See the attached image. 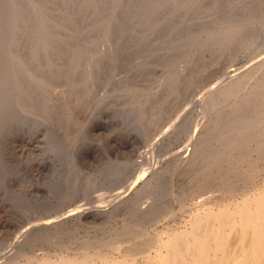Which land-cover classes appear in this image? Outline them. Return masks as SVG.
<instances>
[{
	"label": "bare ground",
	"instance_id": "1",
	"mask_svg": "<svg viewBox=\"0 0 264 264\" xmlns=\"http://www.w3.org/2000/svg\"><path fill=\"white\" fill-rule=\"evenodd\" d=\"M0 1H2L1 4L4 3L5 5L6 1L11 3L8 8L3 7V9L6 8V10H3L2 8L0 9V26H4L5 24L13 26V29L10 30L9 35H7L8 39L13 38V40L11 39L13 43L9 40L10 43L8 42L7 45H11L8 46L9 49L6 51L8 52V55L4 56V59L6 57L4 69L10 79L8 82L6 80L7 86L5 87L3 86L5 82H2L3 84H1L0 81V94L2 93L3 95V93L6 92H8V94L11 93V96L14 94L16 96L15 98L21 99L24 105L26 101L30 99V94H32V96L37 95V97H35L37 100L36 106L39 107V110L52 117H60L63 122L59 124L62 127L64 125L69 127L72 126L79 118L78 121L86 120V118L93 115L95 109L101 104L107 106L109 105V101H114L115 98L113 97L116 95L120 97L123 94L122 98L126 101L123 100L121 103L124 105L134 102V104H139V106H141V104L144 103L143 101H141L142 103H135V99H132L133 94L129 95L127 94V91L129 93L133 90V87L140 86V84H142L140 81L146 82L144 79V69L149 64L152 65L151 63L155 61L158 62L161 57H164L161 55V53L163 54V51H161V43L163 41L169 43L172 41V38L175 37L172 36V38H169L172 35L170 34L171 32L168 31L169 27L164 28V31H162L159 26H183L184 30L182 31H184L183 34L186 35V31L189 33L196 30L193 26H199V28L200 26L229 27L233 23L230 17L233 16H236L235 21L239 23L237 26H246L243 20L248 24V17L252 18V15L255 16L254 14L257 13L258 20H261V23H264L263 0H132L133 2H130L132 5H129L131 7V9L129 8L130 12L132 11L131 15L136 14H134V9L138 8L137 10L140 11L143 9V12H137H140V14L145 13V18L148 14L150 23L146 22L142 17L143 20L141 19L138 22L137 19V23L134 25V22L136 21H133L132 19L133 23L131 24L134 25V27L136 26V28L137 26L141 27L140 30L135 32L130 29L129 32L126 30L127 33H122L121 31L123 28H130V25L126 24L128 15L122 17L119 23L114 25L115 30L112 29L111 31V37H109L111 41H109L110 43L107 42L109 47L107 51H105L101 50L98 45L97 48L96 45H94L96 43L91 42L86 36H89L92 33H97V27L102 24L105 25V22L110 23V16L117 10L120 11L123 9L128 3L126 0H70V6H75L77 3L80 4L81 2L83 7L88 8L94 3L97 6L96 9L99 10V13L95 14V16H88L89 18L88 20L86 19L87 21L80 20L81 22H72L73 26L74 24L80 26L79 24L85 22L83 25L81 24L82 27H72V25H70L71 22H67L69 23V26L65 25L63 28L60 27L62 28L60 32L55 31V33H59L60 41H58V38L56 39L57 41H50L48 37L45 39V31L39 30L33 33L29 30V32H31L30 35L32 33L33 35L28 37V41L25 40L23 42L17 41V37L19 39L18 33L21 31V27H25L28 22L24 16L17 13H21L22 10L20 8L18 10V7L21 4H27L26 0ZM28 1L30 2V0ZM125 1L127 3L124 5ZM44 2L46 4L45 0ZM49 2L53 3V0L52 2L49 0L46 6ZM4 4L1 6H4ZM45 4L43 5L45 6ZM35 6L37 7V5ZM48 7L49 6L46 7L47 12H45L46 8L40 7L44 10H42L43 13H38L40 14L39 16L34 14V17L31 19L29 18L28 21L32 25L33 23L36 24V27L40 20L42 21L41 23L46 26L52 25L54 20L51 21V17L53 16V19L55 18V15H52V13L56 7L51 4V8H49V10L51 9L50 13ZM128 7L126 8L128 9ZM60 8L62 9L63 6ZM94 8H92L93 11ZM28 9L26 8L25 11L26 14L30 15ZM80 9L83 11L85 10L83 8ZM129 9L127 11H129ZM250 9L252 11H250ZM34 10V12H36V9ZM38 10L39 11L37 12L41 11V9ZM106 10H108V12L105 14L104 11ZM88 11H90V9ZM120 12L122 13V11ZM200 12H203L205 16L204 18L202 16L203 14L201 15ZM6 13L9 14L8 16L10 19L7 17V19L3 21V17L6 16ZM66 13L69 14L71 12ZM84 13L81 18L86 17L84 16ZM90 13H92V10ZM61 18L63 19V17ZM254 18L255 17H253V19ZM229 21H232L230 25H228L230 23ZM252 21L254 22V20ZM51 22L53 23L51 24ZM56 23L58 22L55 21L54 24ZM252 23L251 25H253ZM27 26H29V24ZM116 26H119L120 28L118 29ZM145 26L149 28L150 26H156V28L151 27L149 31ZM249 27L254 28V26ZM4 28L6 30V26H4ZM26 28L28 29V27ZM246 28L248 29V27H245V29ZM256 28L259 29L258 27ZM263 28L264 27L262 26V31ZM43 29L46 30L45 28ZM125 29L123 31H125ZM157 30L161 31L156 34L155 32H157ZM214 30L215 29H213V31ZM1 31L0 37L3 36ZM242 31L243 30H239V34ZM220 32L223 33H220L222 36L226 35H224L223 31ZM26 33L29 35L27 30ZM152 33L157 36L155 37L153 35L154 38H152ZM245 33H247V31ZM245 33L242 32L241 34L243 37H240L241 39L243 38V42L246 37ZM249 33L253 32H248V34ZM183 34L181 35L183 36ZM217 34L220 35L219 33ZM23 35L26 36V34ZM51 36H49V38ZM213 36L210 37L213 38ZM238 37H234L233 34L231 39L233 38L232 40H235L234 38ZM253 37L255 38L252 39H256V37L258 38L257 35ZM3 39L5 40V36ZM193 39L196 38L193 37L192 40ZM221 40L219 39L220 42ZM5 42L7 41L5 40ZM99 42L100 41H97V44ZM196 42L198 41L196 40ZM252 44L255 48L256 45H259L258 43L254 45L255 42ZM252 44L250 43L251 46ZM175 45H178L183 49L181 46L185 45V43L181 40H177ZM5 46L3 51L8 48L7 46V48H5ZM164 46L166 45L164 44ZM261 46L262 45L260 44V47ZM225 47L221 46L219 43L216 48L215 46L208 47V50L205 48L199 53L200 55H198L199 62L202 66L203 64L205 65V63H202L201 61V59H205L202 58V53L209 51V54L212 55L211 62L213 65L215 63L221 64L219 67H222V65L224 66L225 64L227 65L228 60L226 61L225 56L229 54L230 51L233 54L232 51H237V47L235 50L230 48L229 51H224L223 48ZM102 49H105L103 45ZM189 49L188 53L190 51ZM54 51L55 53L53 54ZM192 52L189 54L187 53L188 55L186 54L188 60L191 54H196ZM4 53L5 52H3V54ZM43 57H51L47 58L51 59V64L47 65L48 60H45ZM167 59L168 58H166V60ZM169 62L166 61V63ZM191 62V65L195 63L194 61ZM0 63L2 62L0 61ZM201 64H199V66ZM196 66L198 65H195L194 67ZM196 68H191L194 73L195 71H199L198 68L200 67ZM181 73L182 72L179 74ZM179 74L176 75L180 76ZM191 76L193 77V75ZM196 76L199 75L197 74ZM204 76L206 77V73ZM186 77L184 78L185 80ZM192 77L190 78L193 79ZM228 78V80L225 79L224 83H221V78V82H213L214 84L210 85V87L207 86L208 84L206 85L207 88H205L201 96L202 102H205V104L207 103L208 108L210 107L209 109L214 111L212 115L216 114L217 116H215L214 119L209 118L201 125L198 124L194 133L185 144H182L178 149H175V151L171 149L172 153H169L165 159V162L167 161L169 163L168 168H165V170H169L168 172L166 171L165 173L162 165L157 164L155 166V164H152V166L148 167L149 171H144L145 173L140 174V178L138 177L136 180L134 179V182L132 181L133 183L129 182L128 184H120V181H116L109 186L108 184L103 183L99 188L95 187V189H92L91 194L84 190L86 193L78 195V199H74L72 203L68 204L66 207L65 203H61L64 206L62 209L59 205L58 207L60 210H56V208V211L53 213L48 212V215L42 220L36 219L34 221L37 222H34L31 225L27 224L28 226L21 224L22 226L20 227L17 225L18 227L15 228L18 231L14 230L17 231V234L15 235V238H11L12 244L10 250L0 252V264H264V55L260 60L255 62V64H251L244 69L235 68L234 74H230V77ZM0 80L3 81L1 78ZM180 81L181 80L177 78V83ZM192 82L194 83V81ZM132 83H134V85H131ZM147 84L148 83L146 82L144 86ZM199 85L200 84H198V86ZM248 86H250L249 94L245 96L243 91L247 90L246 87ZM158 87L160 90L157 96H153L150 104L152 107L150 109L147 108L143 113L146 118H150V115L154 113L152 111L154 110V107L156 109L157 106L160 107L162 104H168L166 101L170 102L172 96L177 95L180 97V94L177 92V85L170 86L169 88L163 87L162 89L161 85H158ZM196 87L194 89H196ZM137 90H140V88ZM167 90L171 91L169 96H167ZM190 92H192V90H190ZM245 92L247 94V91ZM8 96L7 98L10 97ZM7 98H3V100H6ZM12 98L13 97H11V100L10 98L9 100L7 99L4 103L7 104V102L10 101L12 105H14V102L16 101ZM148 98L149 97L146 99ZM140 99L141 98L137 100L140 101ZM146 99L144 98L143 100ZM12 100L14 102H12ZM4 103L2 102L3 105ZM19 103L20 101L18 102V106L16 105L17 108L20 105ZM146 103H144V105ZM3 105L0 107L4 108ZM12 105L9 106L12 107ZM32 105L29 107H32ZM9 106L5 107V111H10ZM13 108L16 110L15 107ZM15 110L14 112L16 113ZM37 110L38 109L35 111ZM162 113L163 112H161V114ZM212 115L210 114L209 117ZM42 118H45V116ZM225 129L230 131L229 141L220 150L216 149L213 152L214 154H210L207 151L206 145L210 134L223 132ZM120 134H122V130L120 131ZM167 136L169 138L171 134ZM123 138L124 137H122L120 142H126ZM162 140H164V138ZM167 140L168 139H166V142ZM119 147L120 151L123 147L126 148L123 143ZM234 157H236L235 160H233ZM166 174L171 175V180L169 182H172L173 184L172 187L171 185L169 187L174 191L176 189L175 187H177L174 185L177 182L175 177H181L182 179L184 178L182 176H185L186 178L189 177L192 182V184L189 183L191 186L185 184L183 186L180 184L181 191L179 190L180 192L174 196L176 197L175 202L177 206L173 205L172 202H167L172 194L168 196L171 192L166 189L169 191V193H166V195L168 194L167 201H165L166 199L163 197L158 202H156L157 200L154 202L152 201L151 203L153 204L146 209L142 207L141 209L137 208L138 212L131 217H136V220L132 221L130 219V223L123 222L122 230L115 231V233L117 232V237H121L122 239L119 238L117 241H109V237L107 239L108 241L105 240L107 233L106 231L102 232L104 226L106 228L105 230H107L108 228L106 226L112 221L111 219L120 216L121 213L122 216L120 217L122 218L124 216L123 212L128 210L129 207L131 208V205L128 206L130 202H140L141 199L145 200V197L152 196L157 190L164 189V184L162 182ZM166 178L164 181H167ZM186 178L185 180H187ZM73 187H75V183ZM103 188L104 190H101ZM186 188L188 189L187 192H185ZM85 189L88 190L87 187ZM172 193L174 194L175 192ZM85 194L86 196L90 194L89 198L93 196L92 194H96L94 196H97V199L83 201L80 197L85 196ZM109 197H111V199ZM148 199L146 200L148 201ZM63 200L65 201V199ZM140 206L143 205L140 204ZM129 211H131V209H129ZM102 221H104V225L101 224ZM6 223L8 222L6 221ZM30 223H32V221ZM95 223H100L102 226L100 225L98 232L83 237L84 239L77 238L76 236L74 239H71L72 236H67L68 239H71L68 240V242H63L62 240L57 239L62 233H64L62 235L65 236L71 227H76V230H79L80 228H85V226L90 228L93 226L92 224ZM98 225L99 224H97V226ZM1 227L2 223H0V231L2 230ZM11 228L12 229L10 230H8L9 228L6 230L13 231V229H15L13 227ZM87 228L85 232L83 231L85 234L88 232L87 230L89 228ZM109 230H111V228ZM70 231H72V229L69 230V232ZM72 232H74V230ZM2 233L4 232L2 231ZM110 233L112 232L110 231ZM113 238L116 239L114 236ZM38 239H44L48 242L53 241L55 242V245H53L55 247L53 250L47 248L46 250L43 247L36 248L33 244ZM81 239L82 242L79 243ZM9 243L10 242H8V244ZM4 244L5 243H3V245ZM27 244L32 245V249L25 252L24 249ZM48 246L50 247V244H48Z\"/></svg>",
	"mask_w": 264,
	"mask_h": 264
},
{
	"label": "rangeland",
	"instance_id": "2",
	"mask_svg": "<svg viewBox=\"0 0 264 264\" xmlns=\"http://www.w3.org/2000/svg\"><path fill=\"white\" fill-rule=\"evenodd\" d=\"M10 1H13V0H10ZM38 1L39 0H32V2L34 3L33 4L31 2V0H30V2L28 0H26L27 4H24V5L21 4L23 6L19 5V7H18V10L20 8L22 11H21V13L19 12L17 14L24 16V18H26V20L29 24V26H27L28 24H26L25 27H23V26L21 27V31L19 32L20 34L18 33L19 39L17 37V41H19V42L20 41L23 42L25 40L28 41V37H31L34 32H37L39 30L45 31V33H44L46 35V36L44 35L45 39H47V37H48V39H50V41H53V40L57 41L56 39L58 38V41H60L59 40L60 35H59V33H55V31L60 32V30L63 28V26L64 27H65V25L67 26L70 22H71L70 25H72V27H74V26L75 27H82L81 24L83 25V23H85V22L79 24L80 26H78V24H77V26L75 24L73 26L72 22H81L80 20L85 21L86 19L88 20V18H89L88 16H90V17L92 15L95 16V14L99 13V10L96 9L97 6L94 3H92V5L90 7L86 8V7H83L81 2H80V4L77 3L75 6H70L71 5L70 0L69 1L53 0V3L49 2L47 6H49L48 7V10H49V8H51V4L55 5L56 8H54V12L52 13V15H55L54 16L55 18L53 19V16H52L51 21L54 20V23H55V21L58 23L54 24L53 22H51V24L53 23L52 24L53 26L55 25L54 27L52 25L46 26L45 24L41 23L42 21L40 20V21H38V24H37L38 26L36 27L35 26L36 24L33 23V25H32L28 21V19L29 18L31 19L32 17H34V14H36L37 16L40 15L38 13L42 14L44 11L42 8L47 7L46 4L49 0H45L46 4H45L44 0L39 1V2ZM50 1L52 2V0H50ZM126 1H128V3ZM126 1H125L124 5L126 3H127V5H125V7L120 10V11H122V13L119 10H117L114 14L110 13V14H112L110 16V18H111L110 21L114 22V23L105 22V25L102 24L101 26L97 27V29H96L97 33H92L89 36H86V37H88L87 39H90L91 42L96 43L94 45H96L97 48L99 46L101 50L107 51V49L109 47V44H107V42L110 43L109 41H111L109 39V37H111V35H110L111 31H112V29L115 28L114 25H117V23H119L120 19L124 16L126 17L128 15V19L126 21V24L127 25L129 24L130 28H127V29L123 28V30L125 29V31L122 30L121 31L122 33H127V31L129 32L130 29H131V31H135V32L140 30L141 27L137 26V28H136V26L134 27V25L137 23V21L139 22V20H141L142 17L146 20V22L150 23V18H149L148 14H147L146 18L144 16L145 13L140 14V12H143L142 11L143 9H141V11L137 10L138 8L134 9V10L132 9L134 11V14L135 13L136 14L131 15L132 11L130 12L131 7L129 5H132L130 2H133V1L132 0H126ZM1 2L2 1H0V9L1 8L3 9V7L8 8L9 4H11L9 1L8 2L6 1V5L4 3H2V4H4V6H1L2 5ZM42 2H44V3H42ZM39 4H41V5H39ZM43 4H45V6ZM262 4H264V2ZM31 5H33V6H31ZM35 5H37V7ZM59 6L60 7L63 6V8L61 9ZM67 6H68V8H67ZM262 6H264V5H262ZM10 7H11V5H10ZM33 7H34V9H36V12H34L35 10L33 9ZM40 7H42V8H40ZM126 7H128V9L130 8L129 11H127L128 9ZM153 7H154V5H153ZM26 8L27 9L29 8L28 11L30 12V15L26 14V11H25ZM37 8L41 9V11L42 10L43 11L37 12V11H39ZM80 8L85 9L84 11L86 14ZM92 8H94L95 12L93 11ZM57 9H59V10H57ZM89 9H90V11H88ZM3 10H6V8ZM75 10H77V11H75ZM91 10H92V13H90ZM50 11H51V9L49 10V13H50ZM78 11L82 15L79 14ZM87 11L89 12V14ZM137 11H140V12H137ZM250 11H252V10L250 9ZM45 12H47V8H46ZM66 12H71L73 14H71V13L67 14ZM106 12H108V10L104 11L105 14H106ZM64 13H66V14H64ZM83 13H84V16H86V17L81 18V16H83ZM125 13H126V15H125ZM200 13H201V15L203 14V12H200ZM25 14L28 16H26ZM139 14H140V16H139ZM8 15L9 14L6 13V16L3 17V21H5V19H7V17H8V19H10ZM234 15H236V14H234ZM254 15L255 16L252 15V18L248 17V20H247L248 24L246 23L245 20H243L246 26H237L239 23H237L235 21L236 16L235 17L233 16L230 18L233 21V23L234 22H236V23L231 24L232 21H229L230 23L228 25L231 24L232 25V26L230 25L231 27L230 26L229 27H227V26H200V28H199V26H193L194 29H196V30L195 31L189 30V31H192L189 33H188V31H186L185 32L186 35H184L183 34L184 31H182V30H184L183 26H159L162 29V31H164V28L169 27L168 31H170L171 32L170 34H172L171 37H169V38H172V36H175V37L172 38V41H170L171 43L170 42L165 43L164 41L161 43V51H163V54L161 53V55L164 57H161V59H159V61L157 60L158 62L155 61V62L151 63L152 65L149 64L144 69V73H145L144 79L148 84L146 86H144L146 82L140 81V83H142V84H140V86L142 88L140 86H135V87H133V90H131V92L128 93V91H127V94H129V95L133 94L132 99H135V103H138V102L142 103L141 101L146 103L148 101L145 105L143 103V104H141V106H139V104H134V102H130L128 105H124L121 103L124 100L122 98L123 94L120 97H118L116 95L113 97V98H115L114 101H109V105H107V106H103V104H101L97 109H95V112L93 113V115L86 118V120L78 121L80 119L79 118L76 121V123L73 124L72 126L69 127V126L64 125L62 127L59 124V123L63 122L60 117H57V116L52 117L51 115H49V114L47 115L44 112L42 113V111L39 110V107L36 106L37 100L35 97H37V95L32 96V94H30L29 95L30 99H28V101H26L25 105H24L23 101L18 98L20 101V103H19L20 105L17 108L16 105L18 106L19 101L17 98H15L16 96L14 94H12V96H11V93H9L10 94L9 95L8 92L3 93V95L1 93L0 96L1 95L2 96L0 97V106L3 105L2 102L3 103L6 102L7 99L9 100V98H10V100H11V97H13L12 99L15 100L16 102H14L12 100V102H14V105H12V103L10 101H8L7 102L8 105L6 103H4V105H3L4 108L0 107V114H1L0 115V223H2V227H1L2 230L0 231V233H1L0 234V244L2 246L0 245V252H3V251L5 252V251L10 250L11 244H12L11 241L13 238H15V235L17 234L18 230L16 228L18 226H20V227L22 225L28 226V225L33 224L34 222H37V221H34L36 219H39V220L44 219V217L46 215H48V212L53 213L56 210H60V208L62 209L64 207L62 205L63 203L66 204V205L64 204L66 207L68 204L72 203V201L74 199H76V198L78 199V197H79L78 195H83L86 192L87 193L90 192V194H91L92 189H95V187L99 188V186L103 183L108 184V186H109L110 184H114V182H116V181L117 182L120 181L121 182L120 184H122V183L128 184L129 182H132V181L134 182L138 177L140 178V176H141L140 174H143V173L149 171L148 167L152 166V164L153 165L155 164V166L157 164L162 165V167H164L165 173H166V171L168 172L169 171L168 169L165 170V168L166 167L168 168V165H169V163L167 161L165 162L166 156H168L169 153H172V150L175 151V149H178L182 144H185L190 139V136L194 133V130L198 124L201 125V124L205 123V121H207L209 118L214 119L215 116H217L216 114L212 115V113L214 111L209 109L210 107L208 108L207 103L205 104V102H202L201 96H202L205 88H207V86L210 87V85H213L214 83L221 82V78H222L221 83H224L225 79L230 77V74L231 75L234 74L235 68L244 69L251 64H255V62H257L258 60H260V58L263 57V55H264V40H263L264 28L262 31V26L264 27V23H261V20H258V18H257L258 13L254 14ZM60 16L63 17V19ZM129 16H130V18H129ZM202 16H203V18L205 17L204 14ZM74 17H76V18H74ZM253 17H255L256 19L255 18L253 19ZM132 19H133V21L134 20L136 21L138 19L136 22H134V25L131 24V23H133ZM252 20H254V22H256V23H254ZM61 22H62V24H61ZM67 22H69V23H67ZM63 23H64V25H63ZM251 23L253 25H251ZM4 26H6V30H5ZM4 26H0V29L3 27L1 29L2 31L0 30L3 33V36L0 37V54L2 53L0 55V57H1L0 61L2 62V63H0V74H2V75H0V78L3 79V81L2 80H0V81H1V84H3L2 82H5V84L3 85L5 87V86H7L6 83L8 82V80L10 78H8L6 70L4 69L5 64H6V57L4 59V56L8 55L7 54L8 52H6V51L9 49L8 46L11 45V44L7 45V43L9 42V40H10V42L13 40V38H11L12 39L11 40V39H8V37H7V35H9V33H10V30L13 29V26H8V24H5ZM249 26H254V28L249 27ZM26 27H28V29ZM38 27H41L42 29L45 28L46 30H44V29L42 30L41 28H38ZM60 27H62V28H60ZM116 27L118 29L120 28L119 26H116ZM126 27H128V26H126ZM151 27L156 28V26H150V28ZM243 27H244V29H243ZM245 27H248V29H250V30H248L247 28L245 29ZM256 27H258L259 29H257ZM145 28H147V30L150 31L149 27L145 26ZM225 28H227L228 30ZM229 28L230 29L232 28L231 29L232 31ZM56 29L59 31H57ZM213 29H215V30L213 31ZM260 29H261V31H260ZM26 30H27L29 35L31 33V32H29V30L32 31L33 33L29 36V35H27ZM235 30H236V33H235ZM239 30H243L242 31L243 33H245L247 31V33H245L246 37L244 38L245 39L244 42L242 40L243 38L242 39L240 38L243 36L241 34L242 32L239 34ZM252 30H254V31H252ZM159 31H161V30H159ZM159 31L157 30V32H155V33L158 34ZM220 31H223L224 35L225 34L226 35L222 36L220 34L222 32H220ZM258 31H259V33H258ZM178 32H180V33H178ZM248 32H253L254 34L253 33L248 34ZM48 33H49V36L52 35L51 36L52 38L51 37L49 38ZM217 33H219L220 35H218ZM228 33H230V34H228ZM256 33H258L260 35V37ZM23 34H26V36ZM156 34L152 33L151 34L152 38H154V36L156 37L157 36ZM178 34H180V35H178ZM181 34H183L184 37ZM233 34H234V37L239 36L238 38L240 39L241 42L239 41L238 38H234L235 40L237 39L236 41L232 40L233 38L231 39V37H233ZM261 34H263V35H261ZM101 35H102V37H101ZM213 35L216 37H214ZM255 35H257L258 38L256 37V39H252V38H255V37H253ZM4 36H5V40L7 42H5V40L3 39ZM210 36H213V38ZM221 36H222V38H221ZM226 36H227V38H226ZM247 36H250V37H247ZM193 37L196 39L192 40ZM189 39H191V40H189ZM219 39L220 40L222 39L221 40L222 43L219 41ZM251 39L254 41H252ZM29 40H30V38H29ZM167 40H168V38H167ZM177 40H181L185 43V45L181 46L183 49H181L178 45H175ZM196 40L198 42H196ZM217 40H218V42H217ZM229 40H230V42H229ZM97 41H100L99 43H101V44H99V43L97 44ZM104 41H106V42H104ZM215 41L218 45L220 43L221 46H223V47L226 46L225 48H223L224 51H229L230 48L232 50H235V48L238 45L241 47L238 46L239 49H238V47L236 48L238 52L235 50V51H232L233 52V54H232L230 51V53L225 56V59H226V61L228 60V63H227V65L226 64L224 66L222 65V67L221 66L219 67V65H221V64L215 63L213 65V63L211 62L212 55L209 54L210 53L209 51H207V52L205 51V53H202V55H203L202 58H205L208 60L201 59L202 63H205V65L203 64V66H204L203 67L202 64L199 62L200 60H198V58H199L198 55H200L199 53H201L202 50H204L205 48L207 49L210 46L211 47L215 46V48H216L218 45L215 43ZM249 41L251 44L255 42L254 45H256L258 43L259 45H256L257 49L255 48V46H253V44L251 46ZM236 42L237 43L240 42L241 44L240 43L237 44ZM12 43H13V41H12ZM164 44L167 47L164 46ZM232 44H233V47H232ZM260 44L262 45L261 47H260ZM102 45L105 49H102ZM4 46H5V48H7V49H5V51H3ZM175 46H176V48H175ZM247 46H249V47H247ZM187 47H188V49L191 47L189 50L190 51L194 50L193 52L192 51L191 52L194 54L196 53L195 55L191 54L192 56L190 55L189 60L187 59V55L191 52L189 51V53H188ZM173 49H175V50H173ZM249 50H251V51H249ZM2 51L5 53L3 54ZM170 51H171V53H170ZM172 52H173V54H172ZM54 53H55V51L53 52V54ZM165 56H167V57H165ZM43 58L45 60H48L47 65L51 64V61H50L51 59H47V58H51V57H46V58L43 57ZM166 58H168V59L166 60ZM166 61L167 62L170 61V62L166 63ZM191 61H194L195 63L193 62L194 64L191 65L192 64ZM199 64H201V65L199 66ZM195 65H198L196 67H200V68H198L199 71H195V73H194L192 71V69L196 68V67H194ZM201 69L204 71H202ZM179 70H181V71H179ZM196 70H197V68H196ZM175 72H176V74H179L180 72H182L181 73L182 75L179 74L182 77L176 75ZM190 73H191V75H193V77L190 75ZM205 73H206V77L204 76ZM183 74H185V75H183ZM197 74L199 76H196ZM207 75H208V77H207ZM189 76L192 77L193 79H191ZM214 76H215V78H214ZM185 77H186V80L184 79ZM211 77H212V79H211ZM177 78H179V80H181L178 83H177ZM206 79H208V80H206ZM215 79H217L218 81ZM6 80H7V82H6ZM192 81H194V83ZM196 81H197V83H196ZM186 82H188V83H186ZM152 84H153V86H152ZM187 84H188V86H187ZM198 84H200V85L198 86ZM131 85H134V83H132ZM158 85H161V89L163 87L169 88L170 86L177 85L178 86L177 92L180 94V97L177 95L172 96V98L170 99V102L166 101L168 104H162V105H160V107L157 106L156 109L154 107L155 111L152 110L154 113L150 115V118H146V117H144L143 113L146 111L147 108L150 109L152 107V105H150V104H151V101L153 99V96H157L159 93V90H160ZM196 85H197V87H196ZM195 87H196V89H194ZM135 88H137V89L140 88V90H137ZM246 89L247 90H245V89L244 90L247 91V94L245 91H243V94L245 96L249 94L250 86L246 87ZM135 90H136V92H135ZM190 90H192V92H190ZM144 92H146V93H144ZM170 92H171L170 90H167V96L170 95ZM7 96L9 98H7ZM147 97H149V98L146 99ZM3 98L4 99L7 98V99L3 100ZM108 98H110V97H108ZM139 98H141L140 101L137 100ZM142 98L143 99L145 98L146 100H143ZM35 100H36V102H35ZM124 101H126V100H124ZM33 102H35L36 104ZM174 103H176V104H174ZM5 104H6V106H5ZM125 104H126V102H125ZM9 105H12V107ZM27 105H29V106L32 105V107H29ZM7 106H9L10 111L12 110L11 112L9 110H8L9 112L7 110L5 111V109H6L5 107H7ZM13 107H15L16 110ZM36 107H38V108H36ZM34 108H36L38 110L35 111L36 109H34ZM14 110L16 111V113L14 112ZM210 110H211V112H210ZM2 111H3V113H2ZM161 112H163V113L161 114ZM18 113H19V115H18ZM16 114H17V116H16ZM210 114L212 115L211 117H209ZM38 116H42V117L45 116V118L38 117ZM2 118L3 119L6 118V119L3 120ZM38 118H40V119H38ZM152 125H153V127H152ZM183 128H185V129H183ZM121 130H122V134H120ZM172 131H173V133H172ZM229 132H230L229 130L225 129V130H223V132H215V133L210 134L209 139L206 142L207 151L210 154H214L213 152L216 149L220 150L229 141ZM170 134H171V136L168 138L167 135H170ZM122 137H124L123 140L124 141L126 140V142H120ZM163 138H164V140H162ZM166 139H168L167 142H166ZM122 143L128 149L123 147L120 151L119 146L122 145ZM25 144H26V146H25ZM31 144H33V145H31ZM116 144H117V146H116ZM23 146H25V147H23ZM30 146H32V147H30ZM33 147H35V148H33ZM21 149H22V151H21ZM168 151H170V152H168ZM235 159H236V157L233 158V160H235ZM181 169H183V168H181ZM182 177H184V178L182 179L181 177H175L177 182L175 180L176 184H174V185L177 187L179 186L180 188L175 187L176 189L174 191L171 188L173 183L169 182L171 180V175L166 174L165 178L167 181H164L165 180V178H164L163 182H162L164 184V186H163L164 189L162 188L164 191L162 189L157 190L155 193H153V195L151 194L152 196H148L149 199H148V197H145L144 198L145 200L141 199L140 202H136V203L130 202V204L128 206L131 205V208L129 207V209H131V211H129V209H128L125 212H123L124 216L122 218L120 217V216H122V213L120 214V216H118L120 218H118L117 216L115 218H112L111 220L113 222L111 221L108 224H110V225L113 224V225L110 226L107 224V226H106L108 228L107 230H105L106 228L104 226V229L102 230V232L106 231V233H107L105 236L106 237L105 240H107L109 237L111 238V240H110V238L108 239L109 241H117V240H119V238L122 239L121 237H117V232L115 233V231L116 230H122L123 222L124 223L125 222L130 223V219L132 221H135L136 217L135 218H131V217L133 215H135L136 212H138V209H141V207L145 208V209L148 208V206L153 204V203H151L152 201L154 202L157 200L156 202H158L159 200H161L164 197L166 199L165 201H167L169 199L170 201L168 200L167 202H169V203L172 202L173 205L177 206V204L175 202L176 197H174V196H176V194L181 191L180 190L181 185L184 186V184H185V185L191 186V185H189V183L192 184L189 177H187V178L185 176H182ZM185 178L187 180H185ZM173 180H174V178H173ZM74 183H75V187H73ZM165 185H166V187H165ZM170 185H171V187H169ZM174 185H173V187H174ZM69 186H71V187H69ZM183 186H182V188H183ZM86 187L88 188V190L85 189ZM167 187H169V188H167ZM69 188H71L72 191ZM187 188L185 189V192L188 191L189 188L188 189ZM166 189L171 192L169 195L168 194L167 195L170 196L172 194L171 195L172 197L171 196L169 198L167 197L166 193H169V191H167ZM84 190H86V192ZM101 190H104V188ZM68 192H69V194L71 193L70 196H69ZM172 192H175V193L173 194ZM73 193H74V195H73ZM90 194H88L87 196H86V194H85V196H81L80 197V198H82L81 200H83V201L91 200L92 201V200L97 199L96 198L97 196H94L96 194H92L94 197L91 196L89 198ZM71 196H73V197H71ZM98 197H100V196H98ZM109 198L111 199V197H109ZM63 199H65V201L67 199L68 200L65 202ZM146 199H148V201ZM60 200H61V202H60ZM142 202H143V204H142ZM140 204L143 206H140ZM133 208H135V209H133ZM128 214H130V215H128ZM125 216H129V217H125ZM5 220L8 223H6ZM31 221H32V223H30ZM103 222L104 221H102L101 224L104 225ZM97 224H99V225L97 226ZM101 224L100 223L92 224L93 226H91V227H93V228H91V227L89 228L87 226L89 229L86 226H85V228L82 226L83 228H80L79 230H76V227H73V228L71 227L69 230L72 229V231L74 230V232H72V231L69 232V230H68L67 234H65V236L62 235V234H64V233H62L61 236H59V238H57V239H60L63 242L64 241L68 242V240H71L72 238L74 239L75 236L77 238L78 237L79 238L87 237L90 234H94V233L98 232ZM70 225H72V224H70ZM95 226H96V228H95ZM115 226H117V227H115ZM11 227H13V228L16 227V228L13 229V231L12 230L8 231V230L12 229ZM86 228L88 229L87 230L88 232L86 233L87 235L84 233L86 231ZM110 228H111V230H109ZM6 229H8V230H6ZM112 229H114V230H112ZM14 230H17V231H14ZM2 231L4 233H2ZM110 231L112 233H110ZM83 233H84V236H83ZM108 233H109V235H108ZM67 236H69V237L72 236V237H71V239H68ZM113 236L115 238L116 237L117 238L114 239ZM49 238H51V237H49ZM2 240H3V242H2ZM40 240H41V242H40ZM8 242H10V243L8 244ZM80 242H82V239H81V241H79V243ZM3 243H5V244L3 245ZM54 243L55 242H53V241L48 242L47 240L45 241L44 239H38L33 245L36 248H39V247L42 248L43 247L44 249L47 248L49 250H53V248L55 247V246H53V245H55ZM38 244H39V246H38ZM48 244H50V247L48 246ZM15 246H16V244H15ZM31 246L32 245H30V244L25 245V249H24L25 252L27 250H31L32 249ZM4 248H5V250H4ZM13 248H15V247H13Z\"/></svg>",
	"mask_w": 264,
	"mask_h": 264
}]
</instances>
